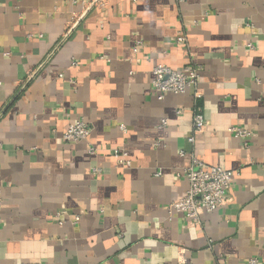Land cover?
Here are the masks:
<instances>
[{
  "label": "crops",
  "instance_id": "obj_1",
  "mask_svg": "<svg viewBox=\"0 0 264 264\" xmlns=\"http://www.w3.org/2000/svg\"><path fill=\"white\" fill-rule=\"evenodd\" d=\"M94 1L0 0V264H264V0ZM190 60L194 143V90H152ZM76 118L92 133L68 142ZM192 154L233 174L199 223L169 208Z\"/></svg>",
  "mask_w": 264,
  "mask_h": 264
},
{
  "label": "built area",
  "instance_id": "obj_2",
  "mask_svg": "<svg viewBox=\"0 0 264 264\" xmlns=\"http://www.w3.org/2000/svg\"><path fill=\"white\" fill-rule=\"evenodd\" d=\"M95 0L94 2H98ZM178 3L184 0H176ZM177 42L180 45H186L187 36L182 33L178 36ZM141 41L138 40L134 50L137 51ZM253 47V44H249ZM76 63V62H75ZM202 66L191 60L182 68L174 69L171 66L159 63L152 70V90L158 98H164L168 93L182 94L190 89L194 90L196 100L194 117H193V132L188 137V141L194 143L196 135L203 132L208 125V120L203 112V109L197 100L202 96L199 87ZM168 124V119L163 118L160 126L165 127ZM126 130L125 124L120 126ZM229 131L247 138L251 132L242 128L230 127ZM92 133V127L84 118H76L71 121L68 127L63 132L64 140L68 142H80L87 140ZM159 145V141L156 143ZM99 149L92 145L89 149L91 154H96ZM183 153V152H182ZM112 154L117 158L121 165L130 166L132 159L129 152L123 148H113ZM191 163L178 172V176L185 178L188 183V189L185 195L173 202L169 208L172 211L182 212L186 214L188 221L199 223L201 214L205 211L212 212L224 206L229 200V190L232 185L233 174L231 171L219 165H210L199 159L195 154ZM98 172L100 170H97ZM59 216V213L56 214ZM79 216L75 218L78 222ZM21 264H42L34 262H22ZM246 264H259L258 259L253 257Z\"/></svg>",
  "mask_w": 264,
  "mask_h": 264
}]
</instances>
